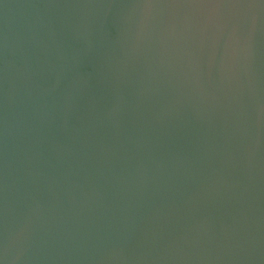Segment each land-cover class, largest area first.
<instances>
[{"label": "water", "instance_id": "water-1", "mask_svg": "<svg viewBox=\"0 0 264 264\" xmlns=\"http://www.w3.org/2000/svg\"><path fill=\"white\" fill-rule=\"evenodd\" d=\"M0 264H264V0H0Z\"/></svg>", "mask_w": 264, "mask_h": 264}]
</instances>
